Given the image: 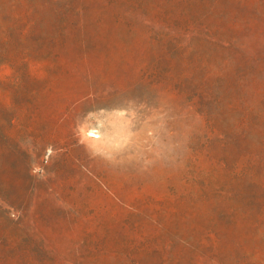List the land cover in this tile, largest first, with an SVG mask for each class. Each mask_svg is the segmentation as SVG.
I'll use <instances>...</instances> for the list:
<instances>
[{
	"label": "rangeland",
	"instance_id": "obj_1",
	"mask_svg": "<svg viewBox=\"0 0 264 264\" xmlns=\"http://www.w3.org/2000/svg\"><path fill=\"white\" fill-rule=\"evenodd\" d=\"M8 1L20 0H0V36L17 28ZM31 4L25 56L12 44L0 54V264H194L205 231L220 233L224 264L256 250L264 257V231L251 227L264 166L252 172L254 185L240 180L244 200L216 192L234 187L231 171L264 158L259 136L236 137L242 121L256 122L264 141V22L234 35L263 67L227 68V79L240 66L254 73L244 90L223 96V146L151 75L172 65L187 85L185 74L203 75L193 64L216 68L227 52L218 58L196 40L194 53L182 54L179 36L141 22L161 10L215 24L198 0L180 8L170 0Z\"/></svg>",
	"mask_w": 264,
	"mask_h": 264
},
{
	"label": "trees",
	"instance_id": "obj_2",
	"mask_svg": "<svg viewBox=\"0 0 264 264\" xmlns=\"http://www.w3.org/2000/svg\"><path fill=\"white\" fill-rule=\"evenodd\" d=\"M34 0H20L19 2L8 1L9 6L14 10V20L17 23L15 30L9 31L5 36H0V54L6 49L14 46L13 51L19 54L22 58L25 56L26 42L31 33V26L33 22V14L37 11V6L31 4ZM37 1V0H36ZM173 6L180 8L190 5L192 0H170ZM197 1V0H196ZM42 4V0H41ZM198 4L205 7L208 15L216 17V23L209 22L207 18H199L194 20H185L177 16L168 17L166 13H161L159 10L156 15L155 21L142 18L141 21L146 27L159 25L164 27L170 34L177 35L183 40V44L178 45V50L188 56L194 53L193 42L196 40L205 41L209 46H213L215 50L220 52L218 58L226 53V56L220 60L221 64L214 68L209 62L193 64L196 69L203 72L201 78H195L194 74H185L187 85H183L176 74L173 75L172 65L165 73L162 71L155 72L151 75L154 78L155 85L166 88L164 86L171 85L170 89L173 97L182 99L187 103L189 112L196 115L203 123L206 124L213 138L220 145H227V136L223 134L217 126L218 122L222 120L223 114L220 109L223 108V96L228 95L230 90L241 88L244 90L247 81L253 78V73L262 71L263 61L260 59L259 54L253 53L245 56L244 50L247 47L244 44L237 46L235 43L234 35L247 36L253 31L259 29L261 22H264V0H198ZM16 7H23L26 9L24 14H18ZM212 17V16H211ZM80 23H74L78 26ZM246 61L251 66L253 71H244L241 66L233 70L231 79H227V68L231 66V62ZM172 68V69H171ZM164 73V74H163ZM163 74V75H162ZM224 83V84H223ZM164 86H161L163 85ZM226 108L231 110L232 105H226ZM235 105L233 106V109ZM254 114H252V117ZM255 133L259 136V147L261 152L264 151V141L262 138L263 128L253 122L247 125L244 121L241 122V129L236 132L238 140H244L247 134ZM250 169L245 166L238 171H231L229 173V182L234 187L229 192L224 190H217L218 194H226L228 200H233L234 197L242 196V187L240 180L244 177L249 178V184L254 185L255 182L252 177V172L256 169H261L264 166V158L261 156H254L249 160ZM199 183L204 184L203 180ZM259 195L256 199L255 210L252 207L251 213L255 211L254 224H251L255 230L264 231V184L258 187ZM247 219L246 214H244ZM262 227V228H261ZM220 233L218 231H205L202 239L198 240L196 249L197 253L194 264H224L221 260L217 259L218 244L220 242ZM186 243V242H185ZM189 248L192 245L186 244ZM195 248V247H194ZM130 264H138L136 260H131ZM232 264H264V257L260 256L259 252H251L249 254L240 255L235 258Z\"/></svg>",
	"mask_w": 264,
	"mask_h": 264
}]
</instances>
